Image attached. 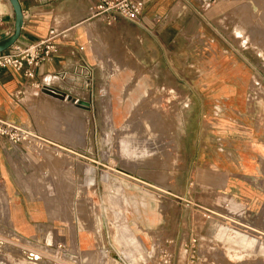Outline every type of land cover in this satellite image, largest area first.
I'll return each mask as SVG.
<instances>
[{"label":"rangeland","instance_id":"obj_1","mask_svg":"<svg viewBox=\"0 0 264 264\" xmlns=\"http://www.w3.org/2000/svg\"><path fill=\"white\" fill-rule=\"evenodd\" d=\"M187 1L188 9L180 4L174 13L209 20L187 22L192 35L177 44L181 57L139 58L131 48L112 57L105 45L88 59L89 74L69 73V99L27 86L20 96L27 124L12 127L26 151L7 171L10 179H0V264H115L112 254L119 264H159L168 255L171 264H264V159L253 188L241 191L247 202L218 193L198 152L185 158L182 149L188 124L194 141L203 127L239 130L224 122L220 105L186 122L191 99L244 101L249 118L240 133L251 137L261 125L264 135V0ZM216 17L224 27L220 56ZM161 39L167 50V36ZM77 97H88L89 106L75 105ZM11 195L24 213H36L26 219L31 235L16 231ZM162 238L165 254L153 249Z\"/></svg>","mask_w":264,"mask_h":264},{"label":"crops","instance_id":"obj_2","mask_svg":"<svg viewBox=\"0 0 264 264\" xmlns=\"http://www.w3.org/2000/svg\"><path fill=\"white\" fill-rule=\"evenodd\" d=\"M17 1L23 15V24L20 38L14 46L21 49L35 46L48 38L51 29L57 30L63 36V38L57 37L54 41L57 53L49 61L41 63L34 71L33 81L36 82V86L32 87L37 89L40 86L45 91L43 95L47 99L54 97L50 95V92H56L57 95L68 94L69 99L72 94L65 88V80L69 73L89 74L88 59L92 60L97 56V47L104 52L106 45L107 52L112 57H126L131 48L137 50L134 55L139 58H160L167 55L177 58L182 56L178 54L177 44L185 42L192 35L185 30L187 22L203 27L209 20L207 13L192 19L185 17V11L174 13L180 4L188 9L190 3L187 0H143V9L138 21L132 22L117 17L110 24L107 23L105 14L92 16L91 13L98 5V0ZM196 8L200 10L199 6ZM217 17L213 18L217 26L216 40H214L217 43V49L213 50L217 53L216 56H220L219 42H222L223 38L219 34V26L224 27H221V22ZM13 26V11L6 0H0V41L13 32ZM199 33L202 34V31ZM163 35L167 36L166 40L170 43L167 50L161 43ZM189 56L192 54H185V57ZM223 69V66L217 65L216 73H224ZM172 72L176 73L177 70L174 69ZM216 79L221 80L218 76ZM33 81L26 80L23 72L10 69L0 70V123L9 125L12 130L18 122L23 121L27 124V114L21 108V97ZM55 98L61 99L59 96ZM77 98L82 102H89L88 97L86 99ZM210 100L217 103H209ZM210 100L191 99L189 107L186 108L188 111L186 122L190 123L193 120L196 116L195 112H198L203 119L205 106L220 105L223 109L227 107L228 111L224 122L233 123V127L238 125L239 130H230L228 124L223 129L218 127L216 131H211V128L207 126L208 128L203 127L199 134L195 135L194 141V135L188 124L184 130V145H182L185 158L193 154L195 149L198 152L197 160L205 170L207 183H209V177L214 178L215 180L211 182L218 193L223 195L229 193L236 199L249 202V197L247 198L241 191L253 188L252 180L262 175L264 135L261 133L258 136L262 126H254V135L250 133L251 137L244 133L241 134L240 132H246L241 128L245 127L243 122L249 118L247 103L244 101L225 103L219 98ZM198 140L201 141V146L196 145ZM25 151L22 146L0 136V179L4 181L10 179L7 171L14 169L18 155H22ZM10 201L13 202L11 208H13V222L16 231L24 236L31 235L32 224L26 219L35 218L36 213L31 207H26V213H24L14 195H11ZM187 234L186 231L179 239V249H184Z\"/></svg>","mask_w":264,"mask_h":264},{"label":"built area","instance_id":"obj_3","mask_svg":"<svg viewBox=\"0 0 264 264\" xmlns=\"http://www.w3.org/2000/svg\"><path fill=\"white\" fill-rule=\"evenodd\" d=\"M98 1V5L91 14L93 17L105 14L108 24L114 22L117 17L136 22L139 20L143 9V0ZM57 37L63 38L62 34H59L57 30L51 29L48 38L39 42L35 46L27 49H21L13 46L7 52L0 54V70L10 69L15 72H23V76L26 80L33 81L34 71L36 68L41 63L49 61L57 53V47L54 42ZM31 86H36V82L33 81ZM50 95L54 97L59 96L64 100L68 99V94L57 95L56 92H50ZM74 104L83 107L88 106V102H82L80 99H76ZM0 136L5 137L8 141L13 142L14 144L20 143V140H18L20 137L16 135L14 130L8 127L6 129L3 127L0 128ZM166 245H169V243L163 239L157 241L155 240L153 249L159 251V253L165 254L164 251H162L165 248L162 247H165ZM158 260L159 264H171L170 255L163 258L160 257ZM190 264H192V262H190Z\"/></svg>","mask_w":264,"mask_h":264},{"label":"water","instance_id":"obj_4","mask_svg":"<svg viewBox=\"0 0 264 264\" xmlns=\"http://www.w3.org/2000/svg\"><path fill=\"white\" fill-rule=\"evenodd\" d=\"M14 14L13 32L0 41V54L12 48L20 38L23 15L17 0H6Z\"/></svg>","mask_w":264,"mask_h":264},{"label":"bare ground","instance_id":"obj_5","mask_svg":"<svg viewBox=\"0 0 264 264\" xmlns=\"http://www.w3.org/2000/svg\"><path fill=\"white\" fill-rule=\"evenodd\" d=\"M233 13V12H232ZM258 43V42H257ZM260 44V43H259ZM258 45V44H257ZM260 46V45H259ZM44 151V150H43ZM42 151V153L43 154H45L47 151L45 150V152H43ZM48 156H51V155H49V152H48ZM48 156H46L47 157V159H48V161L49 162H51V163H54L53 165H55V163H56V161H57V163H58V159L57 158H54V159H52L51 157H53V156H51V157H48ZM160 179V178H159ZM163 179V178H162ZM163 181V180H162ZM214 250H216V249H214ZM217 252V251H216ZM211 253V252H210ZM113 258H114V263L115 264H119V260L116 258V256L114 255V254H112L111 255ZM216 256V255H215ZM38 257V256H37ZM39 260V259H38ZM109 264H113L112 262H110Z\"/></svg>","mask_w":264,"mask_h":264}]
</instances>
